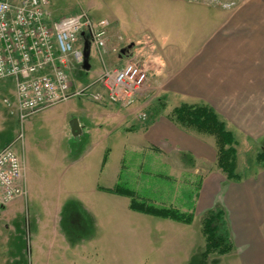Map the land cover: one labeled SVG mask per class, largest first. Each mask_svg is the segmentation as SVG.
Wrapping results in <instances>:
<instances>
[{
	"label": "rangeland",
	"instance_id": "1",
	"mask_svg": "<svg viewBox=\"0 0 264 264\" xmlns=\"http://www.w3.org/2000/svg\"><path fill=\"white\" fill-rule=\"evenodd\" d=\"M237 5L264 6V0H50L54 17L86 10L93 18H105L109 24L108 42L115 32L114 26H117L115 15L123 21L127 32L147 23L158 29H169L167 38L174 41V45L178 44L174 48L183 57L194 54L204 44L202 41H207L216 32L217 19L214 11L208 9ZM225 17L229 18L230 14ZM220 19L222 15L218 21ZM131 42L133 44L127 53L142 55L147 71L152 72V60H148L140 42L129 40L117 44V47L122 48ZM90 47L88 60L91 69L98 68L102 66V59L97 54L96 57L92 56L93 46ZM257 53L259 59H263L264 46H258ZM259 62H262L263 69L254 80L256 85L252 84L253 91L249 89L238 93L235 100L223 101L218 107L220 118L237 139L236 169L243 177L256 176L264 171V160L258 161L256 158L257 153L264 149V132L261 136H250L244 128L249 125H244V121H252L254 110L264 120V61ZM71 76L74 83L95 78L90 77L89 69L82 64L73 65ZM242 86L246 88L247 85L242 83ZM12 91V80L1 79L0 149L11 146L21 157L26 192L0 205L2 264H143L147 263L146 259L151 262L157 258L154 248L161 241L156 223L161 220L157 216L128 208L127 196L93 187L94 174L101 167L105 147L111 149L104 171L119 167L122 157L119 183L156 205L176 207L181 205V201L190 204L203 179L207 183L227 182L225 173L217 167L212 155L205 161L194 159L188 153H182L177 158L167 156L145 140L144 130L149 133L148 125L153 116L159 113L167 115L179 103L172 97L143 92L132 105L136 122L130 120L132 122H129L126 131L117 127L113 119L101 115L106 110L99 109L95 114L92 109L97 103L104 106L110 103L96 102L88 95L73 96L20 120L12 105ZM4 98L8 99V103L4 102ZM139 109L146 110L145 119L139 118ZM72 118L82 122L81 133H71L69 121ZM240 120H244L241 125ZM169 125L175 131L202 137L209 145L214 140L210 135L197 134L192 128ZM111 131L114 132L108 136ZM122 144L125 146L123 149ZM172 165H178V183L173 178L165 177L170 175V171L175 174L170 169ZM186 167L195 169L192 177L186 176ZM74 176L85 180L86 185L82 189L69 182ZM102 177L99 182L105 185ZM189 178L192 184H188L187 188L185 182H179V179L185 181ZM218 204L215 202L213 206ZM204 212L205 209L195 207L194 220L188 229L200 231ZM34 236L37 244L32 242ZM85 238L88 249L96 246V254L90 250L87 256L73 249L80 247ZM90 239L93 243L91 246ZM49 242L61 248L47 252ZM62 245L66 247L65 250ZM39 247H43L44 251Z\"/></svg>",
	"mask_w": 264,
	"mask_h": 264
},
{
	"label": "crops",
	"instance_id": "2",
	"mask_svg": "<svg viewBox=\"0 0 264 264\" xmlns=\"http://www.w3.org/2000/svg\"><path fill=\"white\" fill-rule=\"evenodd\" d=\"M208 11H214L213 15L217 19L216 32L207 41L203 40L204 44L189 57L177 54V49L174 47L178 44L174 45V41L171 42L167 38L169 29H158L153 24L147 23L131 28L128 30L130 32H127L125 24L117 15H115L117 26H114L115 32L110 42H108L109 35L107 34L106 48L98 51L93 46L92 56L99 55L102 65L103 63L119 64L123 61L125 54L119 56L118 51L121 48H118L117 44L129 40L140 42V47L146 52L148 60H152L150 67L152 72H149L150 76L142 94L157 93L179 100V103L206 102L218 113V107L223 101L232 102L238 93L249 89L253 91L251 90L252 84L256 83L254 80L256 81L259 71L263 69V64L259 61H264V54H261L263 59H259L257 47L264 46V16H262L264 6L237 5L231 8L216 6ZM226 14H230L227 19ZM221 15L222 19L218 21ZM90 53L91 47L89 55ZM89 64L90 77H95L102 66L91 69V63ZM259 64L262 66L260 67ZM242 83L247 85L246 88L242 86ZM132 107L122 108L114 104L104 106L97 103L92 109L94 108L95 114L99 109L106 110L105 114L101 113V115L113 119L117 127L126 130L129 129L132 121L136 122ZM169 114L159 113L153 116L148 125L149 133L144 130L145 140L152 143L159 153L167 156L177 158L182 153H188L194 159L205 161V158L209 159L208 157L212 155L215 161V141L213 140L209 145L202 137H193L184 131L173 130L169 124L176 127L179 125L168 118ZM250 120L252 121L240 120L239 124L241 125L243 121L244 125L249 124L244 128L250 136H261L264 132V120L260 118L257 110H254L253 118ZM78 123L81 128L82 122L78 120ZM113 132H109L108 136ZM197 134L207 135L199 132ZM123 148H125L124 144L121 145V149ZM110 149V147H105L101 167L94 174L95 178L92 183L96 189L98 186L111 187L108 184L114 185L120 182L122 157H120L119 167H113L108 172L104 171ZM177 166H170L175 174L170 171V175L165 176L173 178L175 183H178L179 168ZM194 172L193 167L185 168V174L188 177H192ZM101 177L105 180V185L99 182ZM186 179L185 181L179 179V182H185L187 188L188 184H192V179ZM23 180L25 182L24 169ZM204 180H201L195 197L192 193L193 198L190 204L181 201V205L176 206L182 211L193 212V219L190 223L158 217L161 221H158L156 225L160 231L159 241L161 242L154 248L157 258L151 262L146 259L147 263L143 264H264V171L256 176H241L239 180L227 179V182L207 183ZM84 181L78 176L69 179L70 183L80 189L86 185ZM215 202H219L225 209L233 248L225 254L211 253L204 257L202 254L204 238L201 230L196 232L188 228L193 223L195 207L206 211L213 207ZM86 241H88L86 238L82 239L81 243H78L80 247L73 249L87 256L90 250L96 254V246L88 249ZM32 242L37 244L36 236ZM92 244V239H90L89 245ZM47 247V252L56 251L54 248L57 250L61 248L60 245L56 247L54 242H49ZM39 248L44 251L43 247ZM62 249L65 250L66 247L62 245Z\"/></svg>",
	"mask_w": 264,
	"mask_h": 264
},
{
	"label": "built area",
	"instance_id": "3",
	"mask_svg": "<svg viewBox=\"0 0 264 264\" xmlns=\"http://www.w3.org/2000/svg\"><path fill=\"white\" fill-rule=\"evenodd\" d=\"M108 25L105 18H93L86 10L54 17L50 0H0V80H12V105L20 120L73 96L88 95L120 107L138 100L149 72L135 52L119 64L103 63L88 82L74 83L71 76L73 65L82 64L85 38L98 51L106 48ZM138 116L145 119L146 110L139 109ZM25 192L22 159L13 147L4 146L0 205Z\"/></svg>",
	"mask_w": 264,
	"mask_h": 264
},
{
	"label": "trees",
	"instance_id": "4",
	"mask_svg": "<svg viewBox=\"0 0 264 264\" xmlns=\"http://www.w3.org/2000/svg\"><path fill=\"white\" fill-rule=\"evenodd\" d=\"M168 118L181 127L192 128L199 133L212 136L216 145L215 163L217 167L225 173L227 179L239 180L241 178V174L236 169L237 139L210 104L182 102L172 108ZM256 158L258 161L264 160V149L257 153ZM98 189L129 197L128 207L144 214L184 223H190L193 219L192 211H182L175 206L156 205L138 197L134 190L122 183H116L112 187L98 186ZM200 230L204 238L202 253L204 257L211 253L225 254L232 250L233 242L226 212L220 204L209 208L202 214Z\"/></svg>",
	"mask_w": 264,
	"mask_h": 264
},
{
	"label": "water",
	"instance_id": "5",
	"mask_svg": "<svg viewBox=\"0 0 264 264\" xmlns=\"http://www.w3.org/2000/svg\"><path fill=\"white\" fill-rule=\"evenodd\" d=\"M83 35V32L81 33ZM132 42L123 46L120 50H119V56H122L123 54H126V52L129 50V48L132 46ZM89 52H90V42L88 39H84L83 40V47H82V56H83V61H82V66L85 69L89 68V62H88V57H89ZM69 127H70V131L72 134L76 135L78 133H80L81 128L80 125L78 123V120L76 118H72L69 121Z\"/></svg>",
	"mask_w": 264,
	"mask_h": 264
}]
</instances>
